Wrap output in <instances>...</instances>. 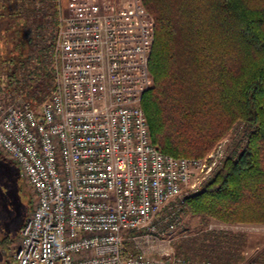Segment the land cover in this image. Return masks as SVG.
I'll use <instances>...</instances> for the list:
<instances>
[{"label": "built area", "instance_id": "obj_1", "mask_svg": "<svg viewBox=\"0 0 264 264\" xmlns=\"http://www.w3.org/2000/svg\"><path fill=\"white\" fill-rule=\"evenodd\" d=\"M54 5L48 98L35 108L0 83V154L34 193L8 264H210L144 248L172 233L216 165L210 153L173 157L152 142L141 108L153 83L144 2Z\"/></svg>", "mask_w": 264, "mask_h": 264}, {"label": "trees", "instance_id": "obj_2", "mask_svg": "<svg viewBox=\"0 0 264 264\" xmlns=\"http://www.w3.org/2000/svg\"><path fill=\"white\" fill-rule=\"evenodd\" d=\"M142 1L154 21L153 83L141 97L152 142L173 157L199 158L235 123L246 126L245 145L225 156L183 209L227 224H264V0ZM32 26L11 48L13 92L26 85L18 86L14 65L28 58Z\"/></svg>", "mask_w": 264, "mask_h": 264}, {"label": "rangeland", "instance_id": "obj_3", "mask_svg": "<svg viewBox=\"0 0 264 264\" xmlns=\"http://www.w3.org/2000/svg\"><path fill=\"white\" fill-rule=\"evenodd\" d=\"M5 3L6 6L3 9L1 8L2 2H0V83L9 94L14 95L15 92L21 94L23 100L38 108L39 104L48 98L49 85H51L47 68L48 52L51 48L46 50V53H40L39 48L42 43H48L54 37L55 0H5ZM48 4L53 5L52 10L47 9ZM19 17L25 20V26L17 23L16 19ZM39 19L40 22L36 24L35 22ZM28 26H32L37 31L32 36L34 38L32 43H34L28 45V58L22 66L14 65L15 77L20 80L17 85L20 86L23 83L22 80L26 85L21 90L13 92L16 83L15 78L9 81L7 76L10 68L13 67L8 59L11 58L9 56L11 48L24 36L23 33L28 31ZM39 32L42 33L41 38L36 35ZM30 33H33L32 29ZM36 96L40 99H35ZM245 129L243 122H237L212 145L207 153H210V161L215 160L216 165L207 180L213 176V171L215 172L222 165L226 155L233 150H240L241 146L245 145L247 142ZM0 155L1 263L8 258L9 249L12 251L18 245L19 228L34 206V193L23 179L17 164L2 154ZM201 186H204L203 183ZM167 213L168 211L165 210L164 218L159 224V231L165 230L168 223L166 217L170 220ZM177 215L175 229L172 233L166 235L164 239L161 237L154 239L148 246L144 245L149 253L169 254L198 263L209 261L210 264H264V224L254 222L227 224L205 215L188 212L183 209V206L178 209ZM217 240L220 242L215 244ZM129 247L130 250L132 247ZM9 260L10 258L7 259V264Z\"/></svg>", "mask_w": 264, "mask_h": 264}, {"label": "crops", "instance_id": "obj_4", "mask_svg": "<svg viewBox=\"0 0 264 264\" xmlns=\"http://www.w3.org/2000/svg\"><path fill=\"white\" fill-rule=\"evenodd\" d=\"M62 2H66L67 0H61ZM94 1H96V2H100V3H102V2H105V1H110V2H114L116 5H119V4H123V3H126L127 1H129V0H94ZM0 2H4L5 3V0H0ZM6 4V3H5ZM12 247V245L10 246V248ZM10 254H11V250L9 249V251H8V254H7V256H8V258H10L11 256H10ZM8 258H6V260L4 261V262H1L0 264H7V259Z\"/></svg>", "mask_w": 264, "mask_h": 264}]
</instances>
